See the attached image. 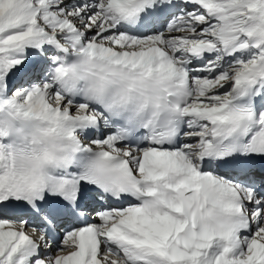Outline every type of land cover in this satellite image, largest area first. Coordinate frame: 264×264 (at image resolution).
I'll return each instance as SVG.
<instances>
[{
    "label": "snow or ice",
    "instance_id": "obj_1",
    "mask_svg": "<svg viewBox=\"0 0 264 264\" xmlns=\"http://www.w3.org/2000/svg\"><path fill=\"white\" fill-rule=\"evenodd\" d=\"M0 264H264V0H0Z\"/></svg>",
    "mask_w": 264,
    "mask_h": 264
}]
</instances>
